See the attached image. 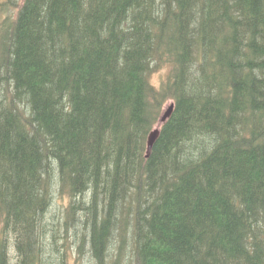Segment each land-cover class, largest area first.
Wrapping results in <instances>:
<instances>
[{
    "label": "trees",
    "instance_id": "16d2710c",
    "mask_svg": "<svg viewBox=\"0 0 264 264\" xmlns=\"http://www.w3.org/2000/svg\"><path fill=\"white\" fill-rule=\"evenodd\" d=\"M85 263L264 264V0H0V264Z\"/></svg>",
    "mask_w": 264,
    "mask_h": 264
},
{
    "label": "water",
    "instance_id": "95a60500",
    "mask_svg": "<svg viewBox=\"0 0 264 264\" xmlns=\"http://www.w3.org/2000/svg\"><path fill=\"white\" fill-rule=\"evenodd\" d=\"M170 112V108L165 112V114L163 115L162 117V120L165 119V117L169 114ZM155 136H156V130L152 131L150 134H149V137H148V141H147V151L149 152L150 150V147L155 139Z\"/></svg>",
    "mask_w": 264,
    "mask_h": 264
},
{
    "label": "rangeland",
    "instance_id": "374dc122",
    "mask_svg": "<svg viewBox=\"0 0 264 264\" xmlns=\"http://www.w3.org/2000/svg\"><path fill=\"white\" fill-rule=\"evenodd\" d=\"M151 81L153 82V83H155V84H157L160 80L158 79V74L157 73H155V74H153L152 75V77H151ZM169 103H166L165 105H164V107H166L167 105H168ZM87 261V260H86ZM85 264H87V263H85ZM88 264H90V263H88Z\"/></svg>",
    "mask_w": 264,
    "mask_h": 264
},
{
    "label": "bare ground",
    "instance_id": "6f19581e",
    "mask_svg": "<svg viewBox=\"0 0 264 264\" xmlns=\"http://www.w3.org/2000/svg\"><path fill=\"white\" fill-rule=\"evenodd\" d=\"M141 10V9H140ZM164 12V11H163ZM232 16V15H231ZM81 27V26H80ZM87 28V27H86ZM16 101V100H15ZM151 153V152H150ZM183 159V158H182ZM50 163V162H49ZM175 171V170H174ZM113 175V174H112ZM54 205V204H53ZM57 212V211H56ZM61 213V212H60ZM59 222V221H58ZM61 227V226H60ZM72 228H73V226H72ZM61 230V229H60ZM50 231V230H49ZM92 236V235H91ZM24 239V238H23ZM26 255H27V253H26ZM7 257V256H6ZM261 257V256H260ZM11 259V258H10ZM28 262V261H27ZM33 263V262H32Z\"/></svg>",
    "mask_w": 264,
    "mask_h": 264
}]
</instances>
